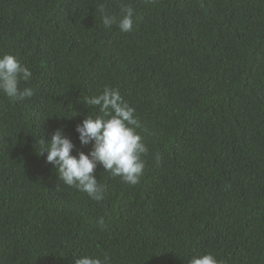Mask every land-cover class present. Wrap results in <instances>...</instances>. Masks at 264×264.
Wrapping results in <instances>:
<instances>
[{"label":"trees","instance_id":"trees-1","mask_svg":"<svg viewBox=\"0 0 264 264\" xmlns=\"http://www.w3.org/2000/svg\"><path fill=\"white\" fill-rule=\"evenodd\" d=\"M99 5L132 6L131 32L105 28ZM9 54L35 95L0 92V264H264V0H0ZM105 87L135 109L149 155L134 187L98 165L97 203L38 145L62 130L90 156L76 129Z\"/></svg>","mask_w":264,"mask_h":264},{"label":"clouds","instance_id":"clouds-1","mask_svg":"<svg viewBox=\"0 0 264 264\" xmlns=\"http://www.w3.org/2000/svg\"><path fill=\"white\" fill-rule=\"evenodd\" d=\"M156 0H144L145 4L155 3ZM202 6V5H201ZM105 28L116 26L123 33H129L133 27L134 9L132 6H121L120 15H110L105 5L98 6ZM32 73L23 67L13 55L0 58V92L9 99L24 100L32 98L35 93L30 88L20 89L21 82L27 83ZM89 108H97L101 115L93 118L89 115L76 131L82 145L94 142V149L90 156L83 152L76 158L72 155L74 144L66 138L62 130L56 131L48 143L44 139L39 141V156L47 154V163L58 168V175L64 186L85 192L93 201L101 203L105 199L106 188L95 178L98 165H102L106 172L129 186L140 183L145 167V157L149 155V148L143 137L138 133L142 126L136 118V111L120 95L119 89L105 87L102 94L87 100ZM162 156L155 155V162L159 164ZM100 228L106 229L104 218L98 222ZM74 264H109L104 260L92 257H82ZM191 264H223L211 255L193 258Z\"/></svg>","mask_w":264,"mask_h":264}]
</instances>
